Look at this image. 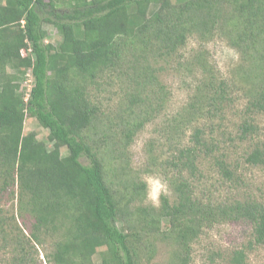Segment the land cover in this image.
<instances>
[{
	"label": "trees",
	"instance_id": "trees-1",
	"mask_svg": "<svg viewBox=\"0 0 264 264\" xmlns=\"http://www.w3.org/2000/svg\"><path fill=\"white\" fill-rule=\"evenodd\" d=\"M47 23L61 36L57 44L46 42ZM192 38L226 42L240 63L233 79L218 75L203 49L186 60L202 75L191 101L167 120L172 158L156 156L153 142L146 148L148 173L176 171L173 200L163 194L156 207L146 203L147 182L133 169L131 149L170 98L163 65L182 67L181 50ZM103 82L124 89L116 110L101 108L95 91ZM238 90L250 116L237 137L254 146L244 161L263 166L254 117L264 114V0H0V264H39L43 235L55 238L50 264H96L98 254L101 264H152L161 244L170 246L167 264H191L207 230L241 220L252 224L253 240L226 264H249L248 250L264 245V202L216 203L197 194L190 178L201 159L214 157L232 179L227 155L215 156L220 146L204 138L199 123L223 114ZM27 117L48 130L46 141L25 133ZM187 129L194 132L184 143ZM16 185L20 213L33 221L29 233L1 208Z\"/></svg>",
	"mask_w": 264,
	"mask_h": 264
},
{
	"label": "rangeland",
	"instance_id": "rangeland-1",
	"mask_svg": "<svg viewBox=\"0 0 264 264\" xmlns=\"http://www.w3.org/2000/svg\"><path fill=\"white\" fill-rule=\"evenodd\" d=\"M45 30L48 32L46 42L57 44L61 36L58 30L52 24H45ZM205 50V57L222 77L236 79L235 69L240 63V56L236 50L231 48L224 41H213L202 45L197 39H190L181 50L183 55V66L177 68L175 63L171 65H163L165 69L161 76L162 81L170 92V98L167 100L166 106L162 113L157 117L155 122H151L137 136L133 147L131 161L133 169L139 172V175L147 182V204L156 207L161 204V196L166 194L173 200V191L171 188V177L176 176V171H172L167 176L163 171H155L148 173L146 165L150 161L147 151V144L153 142L155 146L156 156H163L162 159L172 158V152L169 149L167 140L173 137V134L165 131L166 123L169 118L176 115L182 108L186 107L194 96L196 82L201 77V69L196 66L188 65L186 60L191 59V55L196 54L199 50ZM29 52V51H28ZM28 52L24 51L25 56ZM33 85V76L29 71L25 79L21 82V93L25 99L29 98L30 90ZM102 85L95 91L97 99L102 103L101 108L105 112H109L108 108L116 110L121 102H123V87L120 85L112 88ZM243 91L233 92L230 107H226L223 114H217L216 117L207 116L201 119L199 126L204 131V138L210 142L213 139L219 144L220 149L215 150V156L226 154L225 157L230 169L234 175L232 179H224L215 164L214 157L210 159H201L199 172L197 176L190 177L194 182L196 192L201 197L210 198L214 202H227L234 204L242 203L249 196L255 197L264 202V165L251 166L244 161L246 150L253 149L252 142L240 141L237 137L241 123L249 118L247 114L248 98ZM255 123L259 125V134H261L262 142H264V114L255 115ZM35 132L38 139L46 141L49 132L43 128L35 118L27 117L25 121V133ZM182 137L184 143L190 140L193 129L185 130ZM178 138V137H175ZM173 139V138H172ZM68 151L63 148L62 155L66 156ZM154 154V153H153ZM155 155V154H154ZM82 162L89 164L87 158L83 157ZM148 167V168H147ZM188 171H186V176ZM15 193H14V192ZM1 208L14 214L19 225L25 226V232L29 233L32 228L33 221L30 216L22 215L19 209L18 186L9 189L4 196ZM25 217L26 225L22 220ZM20 225V226H21ZM21 226V227H22ZM253 226L247 221L224 222L215 225L206 231L201 239L194 244L192 263L191 264H226L227 256L235 249L248 247L252 237ZM53 236H41V243H36L38 263L50 264L47 254L52 250ZM170 246L161 244L155 260L152 264H167L169 259ZM249 264H264V245L255 246L249 249ZM39 254V255H38ZM217 254H220L218 256ZM96 264H101L100 255L94 257Z\"/></svg>",
	"mask_w": 264,
	"mask_h": 264
}]
</instances>
